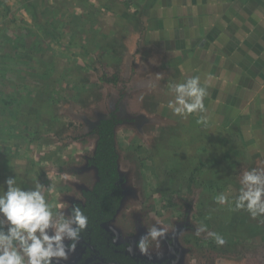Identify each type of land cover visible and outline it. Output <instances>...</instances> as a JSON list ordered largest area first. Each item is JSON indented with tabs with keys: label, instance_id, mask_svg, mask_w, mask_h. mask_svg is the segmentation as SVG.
Here are the masks:
<instances>
[{
	"label": "rangeland",
	"instance_id": "obj_1",
	"mask_svg": "<svg viewBox=\"0 0 264 264\" xmlns=\"http://www.w3.org/2000/svg\"><path fill=\"white\" fill-rule=\"evenodd\" d=\"M170 1L0 0V187L40 183L70 215L95 180L90 132L117 111V241L158 263L264 264V217L234 205L243 173L264 171V0ZM197 75L206 112L175 115L169 85ZM154 224L169 235L148 257L136 245Z\"/></svg>",
	"mask_w": 264,
	"mask_h": 264
},
{
	"label": "clouds",
	"instance_id": "obj_2",
	"mask_svg": "<svg viewBox=\"0 0 264 264\" xmlns=\"http://www.w3.org/2000/svg\"><path fill=\"white\" fill-rule=\"evenodd\" d=\"M169 93L174 95L168 107L175 115L186 116L204 113L207 88L200 77L192 76L183 83L169 85ZM205 118L202 116V122ZM7 190L0 187V264H60L75 252L80 243L81 233L88 226V217L79 205H74L70 215L54 212L45 196L46 188L40 183L31 190H25L16 178L5 181ZM242 188L235 198L236 209L246 210L253 218L264 217V171L244 172ZM218 203L228 202L224 193L215 197ZM207 231L202 225L197 234ZM164 227L153 225L136 245V249L151 257L152 243L157 246L168 238ZM217 245L223 246L225 238L219 233H209ZM70 241V243H66ZM129 252L133 251L130 246Z\"/></svg>",
	"mask_w": 264,
	"mask_h": 264
},
{
	"label": "trees",
	"instance_id": "obj_3",
	"mask_svg": "<svg viewBox=\"0 0 264 264\" xmlns=\"http://www.w3.org/2000/svg\"><path fill=\"white\" fill-rule=\"evenodd\" d=\"M118 75H104L102 83L116 85L120 80ZM123 122L116 111L109 118L101 119L90 132L96 139L93 155L88 160L95 170V180L89 189L83 191V199L73 202L69 211L70 214L72 207L79 205L88 217V226L81 233L75 252L60 264H169L134 255L128 251L131 245L118 242L109 228L128 196L117 142V128Z\"/></svg>",
	"mask_w": 264,
	"mask_h": 264
},
{
	"label": "crops",
	"instance_id": "obj_4",
	"mask_svg": "<svg viewBox=\"0 0 264 264\" xmlns=\"http://www.w3.org/2000/svg\"><path fill=\"white\" fill-rule=\"evenodd\" d=\"M174 1H175V0H171L170 3H168V4H169V5H172V4L174 3ZM195 1H196V0H190V1H188V3H187L186 0H176L174 4H177V5H180V6L185 5V4H188V9L191 10L192 8L196 7V5H197V4H194ZM253 1H254V0H249V1H248V5L251 6V5L253 4ZM240 2H246V3H247V0H236V3H240ZM212 11H213V9H212ZM162 15H168V16H170V15H169V12H167V14L164 13V14H162ZM198 15H199L198 22H202V20L204 19L203 15H201V14H199V13H198ZM171 19H172L173 21H175V20L178 19V17H177V16H174V14H173V15L171 16ZM164 20H165V19H164ZM160 25H161V26H164L163 30H168L169 32H173V31L171 30V27H170V26L172 25V23H168V22L165 20V23H161V22H160ZM198 25H199V24H198ZM199 28H200V29H203V28H205V26H204V25H199ZM175 45H176V44H175ZM180 56H181V55H180Z\"/></svg>",
	"mask_w": 264,
	"mask_h": 264
},
{
	"label": "flooded vegetation",
	"instance_id": "obj_5",
	"mask_svg": "<svg viewBox=\"0 0 264 264\" xmlns=\"http://www.w3.org/2000/svg\"><path fill=\"white\" fill-rule=\"evenodd\" d=\"M82 199H83V197H82Z\"/></svg>",
	"mask_w": 264,
	"mask_h": 264
}]
</instances>
